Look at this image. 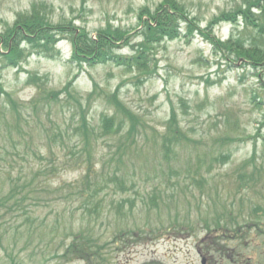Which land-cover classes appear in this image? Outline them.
<instances>
[{
  "label": "rangeland",
  "instance_id": "rangeland-1",
  "mask_svg": "<svg viewBox=\"0 0 264 264\" xmlns=\"http://www.w3.org/2000/svg\"><path fill=\"white\" fill-rule=\"evenodd\" d=\"M172 1L0 0V163L13 164V178L29 173L28 159L13 148L18 136H84V116L90 136H108L107 116L124 120L125 136L129 114L139 117L135 140L94 142L92 179H104L96 197L81 198L78 186L92 183L83 182L85 164L55 177L36 165L40 186L49 175L48 194L40 199L22 188L0 210V264H89L58 255L77 235L97 240L93 264H201L202 256L208 264H264V64L219 51L245 28L246 43L258 35L241 14L253 0H176L182 18L154 45L150 72L72 58L74 36L98 41L113 30L122 37L116 53L135 54ZM35 7L50 25L66 24L52 30L68 39L50 54L26 49L19 61L7 59L13 39L5 33L25 31L21 17ZM173 113L189 141L166 157ZM114 171L129 172L125 188L111 181Z\"/></svg>",
  "mask_w": 264,
  "mask_h": 264
},
{
  "label": "trees",
  "instance_id": "trees-1",
  "mask_svg": "<svg viewBox=\"0 0 264 264\" xmlns=\"http://www.w3.org/2000/svg\"><path fill=\"white\" fill-rule=\"evenodd\" d=\"M262 1L264 0H253L248 3L249 6L246 9L243 10V8H241V14L243 13L244 17L247 19V28L256 31L258 35L253 36V41L250 44L246 43L245 34L243 32L246 29L245 28L236 34L235 39L233 36V39L220 43V52H226L227 50L230 54L236 53L244 56L254 65L264 64V4L261 3ZM252 7H258L261 10L259 16L252 12ZM170 8L172 11L169 10L166 13H161L158 22H162V25L159 26L157 31H155L154 27H151L150 24V32L144 31L142 33L148 42L139 45L140 49L138 50L137 48L135 54L130 56H120L116 53V48H118L117 43L122 37H120L118 31L113 30L103 32V36L98 41L90 38V36L84 32L79 34L78 37L74 36L72 39L74 44L72 58L90 64L113 62L129 69H134L140 74L150 72L152 70V60L148 59V57L154 49V45L163 41L170 35L166 30L167 28L173 27V31H176V23H178L179 18H182V16L176 14L183 10L176 0H173L170 3ZM233 15L234 12L229 13V16ZM176 16H178V18ZM249 18H251V20ZM21 19L25 31L18 33V31L11 32L9 30L5 33L10 34V37L13 39L12 53L6 55V58L13 61H19L25 56L26 49L31 50L32 53L36 51L45 54L53 53L55 44L59 41V39H56L57 36H55V33L59 31L52 29L54 27L64 28L66 27V24L50 25L47 18L38 13L36 7L30 15H24ZM64 31L67 32L66 34L73 36L72 30L70 31V29H66ZM22 36H24L22 41H27V46L29 45L28 47L30 48L27 46L26 48L20 47V39ZM177 37V35L173 36V38ZM5 42L10 43V41L7 40H5ZM71 86L72 84L70 87ZM38 89L41 90L39 85ZM37 100L34 98L32 102ZM129 117L132 124L125 136H119L120 132L118 129L119 127H122L124 120L120 119L116 123L114 118L110 119L108 116L104 117L103 120V128L108 136H90L91 130L86 116L80 117V129L84 136H46V134H41L39 136H29L30 139H26L25 136H18V140L14 143L13 148L20 152L21 157L28 159L24 165L28 167L29 173L24 174V181L22 180V177L15 179L12 177L11 171V165L13 164L8 161L4 165L0 163V185L2 189L0 190V210L4 208L7 209L9 207L8 202L17 197L22 188H28V194H33L36 198L40 199L48 194L49 175L44 179L41 186L36 182L38 180V175L34 172L36 165H41V163H44L42 170H45L48 174H52L54 177L67 167L85 164L82 169L83 182L90 180L92 181V184L78 187L79 189H83L82 191L86 193V197H94L98 192L97 183L104 180L99 178L92 179V176L94 175L93 167L95 165L93 162L95 160L94 142H98L100 138H109L115 142L117 140L121 142L123 138L120 137H126L127 140H135V133L139 130V117L134 114H129ZM163 136H165V151L163 152L166 157L172 153L178 142L189 141V138L187 137L189 135L180 127V122L177 119L176 113H173L172 118H170ZM186 137L188 139H186ZM10 138L12 140L13 136H10ZM71 139L74 140L73 146L70 145ZM46 144L50 148L47 147L50 155H48V152L47 154H44L42 151L43 146H46ZM57 150H59L61 154L57 153ZM1 157L2 155H0V159ZM44 160L46 161L44 162ZM99 175L104 174L101 173ZM111 175L113 176L111 181L116 182V184L122 188L126 187L125 182L127 181L126 176L129 175L128 171H114ZM20 201V198L17 199L19 205L22 206V202ZM80 242L82 241H76L75 243L70 244L71 247L69 248L68 246L64 257L73 254V256L75 255L77 257L85 258L89 261L91 258H89L88 255L91 252V248L94 247L89 242V239H86L80 246H77L76 244Z\"/></svg>",
  "mask_w": 264,
  "mask_h": 264
}]
</instances>
